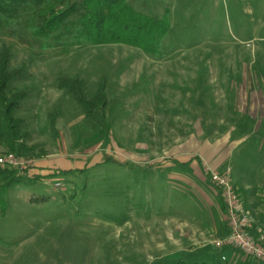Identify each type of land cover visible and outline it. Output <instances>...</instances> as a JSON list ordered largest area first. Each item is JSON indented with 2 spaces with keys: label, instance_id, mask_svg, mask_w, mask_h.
<instances>
[{
  "label": "rangeland",
  "instance_id": "1",
  "mask_svg": "<svg viewBox=\"0 0 264 264\" xmlns=\"http://www.w3.org/2000/svg\"><path fill=\"white\" fill-rule=\"evenodd\" d=\"M147 2L169 19L160 58L84 38L37 40L26 16L0 29V51L8 47L10 69L22 70L7 94L27 92L14 112L24 120L14 154L33 161L14 171L19 182L7 190L0 177V264H149L147 234L164 242L163 227L149 223L155 215L204 219L199 226L212 242L204 255L184 256L188 263L262 264L226 242V209L209 187L214 164L232 162L264 126V0ZM60 80L79 81L90 102L105 85L114 108L106 138ZM7 152L3 139L0 154ZM173 155H199L203 176L196 165L171 175ZM257 170L262 195L264 169ZM231 175L240 180L235 169ZM210 209L222 211L219 236ZM226 247L233 259L220 252Z\"/></svg>",
  "mask_w": 264,
  "mask_h": 264
},
{
  "label": "trees",
  "instance_id": "2",
  "mask_svg": "<svg viewBox=\"0 0 264 264\" xmlns=\"http://www.w3.org/2000/svg\"><path fill=\"white\" fill-rule=\"evenodd\" d=\"M24 16L35 23L32 36L36 39L45 37L60 43L74 37L77 40L84 38L92 46L123 44L157 58L162 57L163 44L170 33L167 14L158 16L147 0H0V29L5 22ZM10 61L11 50L3 47L0 51V141L5 139L9 151L15 153V131L24 125V120L15 118L14 112L27 97V92L7 94L9 84L22 73V70H11ZM58 87L66 89L82 106L93 132L100 139L106 138L111 130L114 108L107 100L105 85H100L96 98L91 102L86 99L83 87L77 80H60ZM251 135L241 146V154L231 162L233 169L241 173L240 180H237L239 185L234 182L235 187L243 181L253 179L255 182L262 178L257 169H264V126L251 132ZM254 135H258L256 139ZM251 142L254 148L247 151ZM173 163L178 168L185 165ZM0 177L5 180L2 186L4 190L19 182L14 170L1 169ZM214 188L224 205L220 190L216 186ZM239 191L237 193L241 198ZM262 201L264 204V199ZM171 264L197 263L180 259Z\"/></svg>",
  "mask_w": 264,
  "mask_h": 264
},
{
  "label": "crops",
  "instance_id": "3",
  "mask_svg": "<svg viewBox=\"0 0 264 264\" xmlns=\"http://www.w3.org/2000/svg\"><path fill=\"white\" fill-rule=\"evenodd\" d=\"M151 8V7H150ZM184 154H181L180 157H182ZM169 166L175 168V172H172L171 175H178V169H189L191 171H198L203 176V162L199 160V155H195L188 159H177V155H173L169 159ZM173 162H178L180 164H185L184 167L178 168ZM196 165V167H194ZM215 169L219 172L230 170L233 167L231 166V161L227 157V159H223V161H219L218 163L214 164ZM231 169V170H232ZM170 172L173 170L172 168H169ZM230 170V171H231ZM178 178L177 176H174ZM236 180V179H235ZM234 182L236 183L237 180ZM257 180L254 182L253 179H249V181H243L241 182V186L236 185V189H240V195L243 201V204L245 208L250 211L252 214L254 225L258 229H262V226L264 225V204L263 199L264 194L261 195V189L262 186H260V181L257 182V188H252L256 184ZM263 185V184H261ZM199 188V186H197ZM210 193L213 196H216L215 189L209 187ZM242 190V191H241ZM202 191V188H201ZM204 197H207V193L205 190L202 191ZM205 199V198H204ZM211 201V200H210ZM212 203V202H211ZM211 208L213 204H210ZM209 218L212 225L211 233L214 232L215 235L219 236L222 234V230L220 225L218 224V221L221 220L222 217V211L220 213H211V209L209 210ZM215 214V216H214ZM213 215V216H212ZM226 217V215H225ZM199 219V218H198ZM192 218L190 220L179 218V217H169L164 219H159L156 217V215L153 217V220H151V225H159L163 227V243H156L158 240L156 237H152L151 235H148L149 239V248L148 253L146 256L148 258H153L152 262H149V264H171L172 257H176L177 259H183L184 256L186 257H196V256H202L204 255V250H202V247L204 246V243H211L210 239L206 237V233L203 230V226H199L200 223L203 224V220L201 219ZM227 220V218H226ZM153 221V222H152ZM202 221V222H201ZM227 223V221H226ZM228 227V224H227ZM149 230H151L149 228ZM229 231V230H228ZM208 233V232H207ZM144 234V233H143ZM142 234V235H143ZM157 239V240H156ZM140 241V235L133 236L132 242ZM190 241V242H189ZM137 251V250H136ZM208 252V251H207ZM220 252H222L223 257L226 259L227 257H230V259H233V253L231 248L226 247L223 248ZM134 253V252H133ZM134 255V254H133ZM136 257L139 256L138 252L135 253ZM179 257V258H178Z\"/></svg>",
  "mask_w": 264,
  "mask_h": 264
},
{
  "label": "built area",
  "instance_id": "4",
  "mask_svg": "<svg viewBox=\"0 0 264 264\" xmlns=\"http://www.w3.org/2000/svg\"><path fill=\"white\" fill-rule=\"evenodd\" d=\"M32 165V160L23 159L12 152L0 154V170L24 172ZM210 181L220 190L225 205L229 229L226 242L253 260L264 264V229L255 227L251 213L244 207L237 193L231 171L211 170ZM217 246H223V242H217Z\"/></svg>",
  "mask_w": 264,
  "mask_h": 264
}]
</instances>
